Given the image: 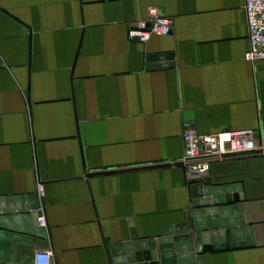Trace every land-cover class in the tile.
Wrapping results in <instances>:
<instances>
[{
    "label": "crops",
    "instance_id": "1",
    "mask_svg": "<svg viewBox=\"0 0 264 264\" xmlns=\"http://www.w3.org/2000/svg\"><path fill=\"white\" fill-rule=\"evenodd\" d=\"M244 4L0 0V198L38 195L46 219V238L14 233L9 264H34L38 250L54 264H114L108 240L186 223L190 184L173 165L184 123L199 135L251 131L264 145V60L245 61ZM153 7L174 20L172 33L131 40ZM206 178L242 186L229 218L252 242L208 253L207 264H264V152L216 163Z\"/></svg>",
    "mask_w": 264,
    "mask_h": 264
},
{
    "label": "water",
    "instance_id": "2",
    "mask_svg": "<svg viewBox=\"0 0 264 264\" xmlns=\"http://www.w3.org/2000/svg\"><path fill=\"white\" fill-rule=\"evenodd\" d=\"M172 57L165 55L149 60H169ZM189 184L192 208L187 222L164 227L161 236L154 239H138L133 230L131 239L125 243L113 244L108 240L114 264H207L208 253L251 245V228L240 226L239 218H229L231 213L238 217V206L230 205L243 199L239 192L241 185L216 186L211 178L190 181ZM40 208L38 195L0 198V211L6 213L0 216V241L6 242L0 244V264L10 263L11 242L20 239L13 236L14 233L46 238L44 229L38 228ZM22 211L26 212L16 214ZM191 229L198 233L195 239ZM246 232L247 243L238 244V234L243 240ZM194 241L198 243L201 255L193 253Z\"/></svg>",
    "mask_w": 264,
    "mask_h": 264
},
{
    "label": "built area",
    "instance_id": "3",
    "mask_svg": "<svg viewBox=\"0 0 264 264\" xmlns=\"http://www.w3.org/2000/svg\"><path fill=\"white\" fill-rule=\"evenodd\" d=\"M244 10L249 29L250 48L245 61L255 64L264 60V0H245ZM174 20L159 8L148 10L147 16L131 25L128 35L131 40L146 43L154 36H169ZM184 154L173 163L181 166L187 181L206 178L216 163H224L233 158L250 156L264 152L251 131H222L209 135H199L190 123L183 125ZM38 194L44 195V185H38ZM39 226L46 227V219H39ZM34 264H54L53 254L48 250H38Z\"/></svg>",
    "mask_w": 264,
    "mask_h": 264
}]
</instances>
